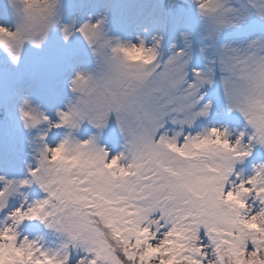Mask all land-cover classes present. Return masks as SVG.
I'll return each mask as SVG.
<instances>
[{"label": "snow or ice", "instance_id": "6c2138e0", "mask_svg": "<svg viewBox=\"0 0 264 264\" xmlns=\"http://www.w3.org/2000/svg\"><path fill=\"white\" fill-rule=\"evenodd\" d=\"M0 264H264V0H0Z\"/></svg>", "mask_w": 264, "mask_h": 264}]
</instances>
